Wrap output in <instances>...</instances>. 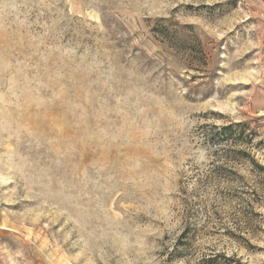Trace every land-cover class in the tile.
I'll list each match as a JSON object with an SVG mask.
<instances>
[{
  "label": "rangeland",
  "instance_id": "374dc122",
  "mask_svg": "<svg viewBox=\"0 0 264 264\" xmlns=\"http://www.w3.org/2000/svg\"><path fill=\"white\" fill-rule=\"evenodd\" d=\"M0 264H264V0H0Z\"/></svg>",
  "mask_w": 264,
  "mask_h": 264
}]
</instances>
